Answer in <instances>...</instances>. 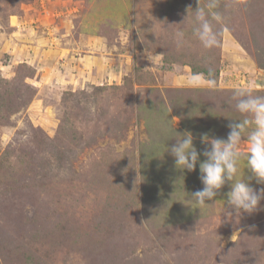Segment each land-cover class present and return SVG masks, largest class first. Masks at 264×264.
I'll use <instances>...</instances> for the list:
<instances>
[{
  "label": "rangeland",
  "instance_id": "rangeland-1",
  "mask_svg": "<svg viewBox=\"0 0 264 264\" xmlns=\"http://www.w3.org/2000/svg\"><path fill=\"white\" fill-rule=\"evenodd\" d=\"M197 7L0 0V264H264V200L237 214L229 182L194 204L199 163L178 169L170 152L186 132L198 153L203 134L226 139L244 118L236 88L264 95V0H219L222 41L212 49L193 35ZM130 8L126 26L119 15ZM82 32H101L105 56L127 52L132 67L97 69ZM196 73L203 83L189 82ZM246 167L241 159V179Z\"/></svg>",
  "mask_w": 264,
  "mask_h": 264
},
{
  "label": "clouds",
  "instance_id": "clouds-1",
  "mask_svg": "<svg viewBox=\"0 0 264 264\" xmlns=\"http://www.w3.org/2000/svg\"><path fill=\"white\" fill-rule=\"evenodd\" d=\"M197 3L193 35L205 49L219 47L222 32L217 30L213 23L219 24L223 20L222 14L216 11L219 0H208L204 7H201V0H197ZM189 16L190 14L183 24L188 21ZM175 38L178 45H183L184 31L176 32ZM148 59L153 61V56L149 53ZM189 82L203 83V74H193ZM231 101H234L235 110L244 118L232 119L228 124L230 131L226 139L210 138L203 134L201 139L206 149L198 153L193 144L192 133L186 132L171 146L170 152L175 157L178 169L195 171L199 163L200 180L204 187L192 193L191 201L194 204H208L207 201L214 200L219 190L230 182L231 190L227 193L229 208L234 209L237 214L253 213L259 208L261 200H264V188L257 191L250 184L253 177L257 183L264 184V95L253 94L250 87L236 88ZM201 155L206 159L201 161ZM241 159L246 161V169L251 173V176L245 175L243 179L240 178Z\"/></svg>",
  "mask_w": 264,
  "mask_h": 264
},
{
  "label": "crops",
  "instance_id": "crops-1",
  "mask_svg": "<svg viewBox=\"0 0 264 264\" xmlns=\"http://www.w3.org/2000/svg\"><path fill=\"white\" fill-rule=\"evenodd\" d=\"M133 1V0H132ZM126 3L124 4V6L120 5L119 7H121V9L123 7H125ZM126 8V7H125ZM133 9L130 8V11L128 12V10L125 11H120V15L119 18L123 19L121 21L122 24L128 26L129 23H131V20H134V13H133ZM82 30V29H81ZM90 34V35H89ZM92 33H86V32H82L81 36L83 37V39L80 40V44L82 46H86L87 48H89V51H93V53L95 52L96 54H98V56L96 57H92L95 63V66L97 67V69L102 70L103 66L105 65L104 62H123L122 64H124L126 66V70L130 69V67H132V61L133 58L131 55H128L129 53L125 52H117V53H113V57H111L108 59L105 55H107L108 53H110L111 51V47L108 43L107 38H105L101 32H96L95 35H91ZM122 34L125 36L126 32L123 30ZM83 43V44H82ZM106 52V53H105ZM111 54V53H110ZM106 57V58H105ZM73 59V57H72ZM71 59V64L66 65L65 67L68 68L69 66L71 67V69L73 68V60ZM99 61L102 62L99 63ZM75 63V62H74ZM104 63V64H103ZM109 63H107L108 65Z\"/></svg>",
  "mask_w": 264,
  "mask_h": 264
},
{
  "label": "trees",
  "instance_id": "trees-1",
  "mask_svg": "<svg viewBox=\"0 0 264 264\" xmlns=\"http://www.w3.org/2000/svg\"><path fill=\"white\" fill-rule=\"evenodd\" d=\"M199 110H200V112H205V113H207V112H209V111H205L208 107L206 106V105H204V104H202V105H200L199 106ZM210 113V112H209ZM206 117L208 118L209 117V115H206V116H204V121L206 122V123H208L209 121L206 119ZM191 118H192V115L190 114V116H189V120H188V122H193L192 120H191ZM203 119L201 120L202 122H203Z\"/></svg>",
  "mask_w": 264,
  "mask_h": 264
}]
</instances>
